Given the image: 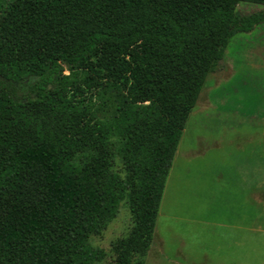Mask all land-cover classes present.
Wrapping results in <instances>:
<instances>
[{"label":"trees","instance_id":"16d2710c","mask_svg":"<svg viewBox=\"0 0 264 264\" xmlns=\"http://www.w3.org/2000/svg\"><path fill=\"white\" fill-rule=\"evenodd\" d=\"M241 2L0 0V264L145 263L206 77L264 22Z\"/></svg>","mask_w":264,"mask_h":264},{"label":"rangeland","instance_id":"374dc122","mask_svg":"<svg viewBox=\"0 0 264 264\" xmlns=\"http://www.w3.org/2000/svg\"><path fill=\"white\" fill-rule=\"evenodd\" d=\"M264 9L241 2L242 14ZM127 199L94 246L132 226ZM144 264H264V22L234 34L182 130Z\"/></svg>","mask_w":264,"mask_h":264},{"label":"crops","instance_id":"0c3cea01","mask_svg":"<svg viewBox=\"0 0 264 264\" xmlns=\"http://www.w3.org/2000/svg\"><path fill=\"white\" fill-rule=\"evenodd\" d=\"M196 105V104H195ZM185 127V126H184ZM184 129V128H183ZM178 146V145H177ZM177 150V149H176ZM174 158V157H173ZM172 164V163H171ZM171 167V166H170ZM170 169V168H169ZM168 173H169V171H168ZM167 176H168V174H167ZM167 178V177H166ZM165 183H166V180H165ZM164 188H165V185H164ZM164 188H163V191H164ZM162 194H163V192H162ZM161 198H162V196H161ZM159 211V210H158Z\"/></svg>","mask_w":264,"mask_h":264}]
</instances>
